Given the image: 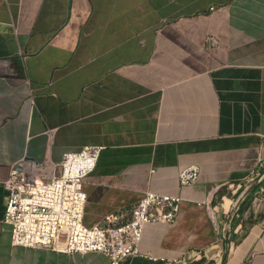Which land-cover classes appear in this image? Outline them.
<instances>
[{
    "label": "crops",
    "instance_id": "obj_1",
    "mask_svg": "<svg viewBox=\"0 0 264 264\" xmlns=\"http://www.w3.org/2000/svg\"><path fill=\"white\" fill-rule=\"evenodd\" d=\"M87 145L104 150L86 226L183 195L178 224L147 225L121 264H264V0H0V264H108L12 246L3 223L11 164Z\"/></svg>",
    "mask_w": 264,
    "mask_h": 264
},
{
    "label": "built area",
    "instance_id": "obj_2",
    "mask_svg": "<svg viewBox=\"0 0 264 264\" xmlns=\"http://www.w3.org/2000/svg\"><path fill=\"white\" fill-rule=\"evenodd\" d=\"M213 10L211 7L210 11ZM207 42L217 44L212 36ZM103 150V146L87 145L79 151L63 153L59 162L36 161L23 156L11 164L3 183L8 193L3 223L10 227L12 246L63 254L96 253L103 255L108 264H121L142 256L140 245L147 225L162 223L172 227L178 224L182 193L148 190L127 212L117 211L99 224L86 226L83 223L86 203L83 182L95 169ZM199 178L197 165L180 169V190L194 185ZM206 209L214 219L207 204Z\"/></svg>",
    "mask_w": 264,
    "mask_h": 264
},
{
    "label": "trees",
    "instance_id": "obj_3",
    "mask_svg": "<svg viewBox=\"0 0 264 264\" xmlns=\"http://www.w3.org/2000/svg\"><path fill=\"white\" fill-rule=\"evenodd\" d=\"M251 199H252V195H251V196H247V199H246V201H245V204L240 208L239 211H241L242 208H243L245 205H247V204L250 202Z\"/></svg>",
    "mask_w": 264,
    "mask_h": 264
},
{
    "label": "water",
    "instance_id": "obj_4",
    "mask_svg": "<svg viewBox=\"0 0 264 264\" xmlns=\"http://www.w3.org/2000/svg\"><path fill=\"white\" fill-rule=\"evenodd\" d=\"M254 191H255V188L251 190V194H253Z\"/></svg>",
    "mask_w": 264,
    "mask_h": 264
}]
</instances>
